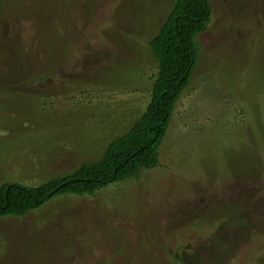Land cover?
I'll return each mask as SVG.
<instances>
[{"label":"rangeland","instance_id":"obj_1","mask_svg":"<svg viewBox=\"0 0 264 264\" xmlns=\"http://www.w3.org/2000/svg\"><path fill=\"white\" fill-rule=\"evenodd\" d=\"M174 1L0 0V185L71 172L132 126ZM210 1L160 164L2 218L0 264H264V0Z\"/></svg>","mask_w":264,"mask_h":264},{"label":"trees","instance_id":"obj_2","mask_svg":"<svg viewBox=\"0 0 264 264\" xmlns=\"http://www.w3.org/2000/svg\"><path fill=\"white\" fill-rule=\"evenodd\" d=\"M154 6V5H153ZM210 0H175L149 41L157 61L151 101L123 134L115 136L101 157L38 185H0V220L24 216L58 194L95 193L99 188L137 176L160 164V146L174 110L189 87L200 59L197 37L208 27Z\"/></svg>","mask_w":264,"mask_h":264}]
</instances>
